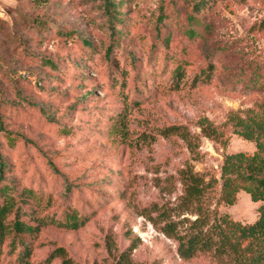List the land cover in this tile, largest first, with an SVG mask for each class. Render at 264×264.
Instances as JSON below:
<instances>
[{"label": "rangeland", "instance_id": "374dc122", "mask_svg": "<svg viewBox=\"0 0 264 264\" xmlns=\"http://www.w3.org/2000/svg\"><path fill=\"white\" fill-rule=\"evenodd\" d=\"M187 4L120 0L122 20H114L112 28L100 0H0V152L10 165L5 177L49 192V209L55 212L65 201L69 180L74 194L67 202L93 212L75 230L43 228L31 263L60 264L61 257L48 255L63 247L75 264H125L124 259L130 264H210L207 258L181 259L175 242L158 228L161 211L184 228L186 219L195 218L177 206L182 192L177 171L190 158L185 144L159 134L136 144L131 136L170 124L200 135L199 119L221 124L231 109L243 111L264 99V91L244 90L253 67L264 73V0H211L195 10L203 23L196 38L188 35ZM160 12L172 20L161 25ZM113 40L109 61L103 53ZM165 53L174 60L162 69ZM151 58L157 67L152 73ZM177 60L185 65L188 82L193 71L213 63L210 82L170 89ZM121 69L127 72L128 102L142 101L128 112L132 146L124 145L114 128L123 100L111 79L120 77ZM149 73L156 82L148 85L147 97L138 95L135 77ZM6 132L27 137L34 146L19 137L9 142ZM199 140L203 157L192 161L194 170L216 177L224 154L255 150L254 142L231 131L225 146L201 135ZM56 152L62 156L53 161L59 171L42 159ZM260 204L241 190L233 204L220 203L218 213L253 223ZM8 242L2 243L0 264H15L14 256H4Z\"/></svg>", "mask_w": 264, "mask_h": 264}, {"label": "trees", "instance_id": "16d2710c", "mask_svg": "<svg viewBox=\"0 0 264 264\" xmlns=\"http://www.w3.org/2000/svg\"><path fill=\"white\" fill-rule=\"evenodd\" d=\"M43 1L45 0H37ZM100 3L109 16L110 27L114 28L113 21L122 20L117 8L120 0H100ZM208 4H211V0H188L185 16L191 23L188 35L193 38L200 34L198 27L203 24L195 10L205 9ZM165 19L172 20L166 12H160L156 18L161 25L165 24ZM85 44L91 48L90 43ZM113 44L114 40L103 53L106 60L111 61L113 58ZM164 59L162 69L168 61L174 60L167 53L164 54ZM150 64L152 73L157 69L156 60L151 58ZM214 69L213 63L208 62L204 68L193 71L188 82L187 69L180 60H177L170 70L171 81L167 86L178 90L186 84L194 87L199 83H209ZM120 71V77L111 79L112 87H117L118 95L123 100V109L115 117L114 128L120 141L125 143L124 145L132 146V141L128 139V112L132 107L139 106L142 101L138 97H133L128 102L129 95L123 90L126 86L127 72L126 69ZM151 73L143 79L135 77L134 86L139 92L138 95L146 94V97L149 95L148 85L156 82L154 78L150 79ZM158 85L160 84L157 82ZM244 90L264 91V73L261 72L260 66L253 67L245 80ZM144 123L149 124L145 121L138 124ZM198 127L201 136L222 146L229 141L231 131L243 139L254 142L255 150L251 154L242 151L224 154L220 175L216 177L210 172L194 170L192 161L202 160L203 157L199 150L200 135L192 133L185 125H153L151 129L154 131L143 129L138 131L137 135L131 136L136 144L152 142L156 134L177 137L183 141L190 154L189 160L184 161L177 171L182 191L177 206L195 218L186 219L188 226L184 228L178 221L168 217L165 211H161L158 214L163 216L162 224L158 228L162 234L175 242L176 252L183 260L207 258L210 264H264V99L257 100L243 111L231 109L221 124L203 117L199 119ZM0 128L4 129L1 121ZM6 134L9 142L19 137L28 145L34 146V142L23 135H11L8 132ZM44 158L53 171H59L53 161L61 159V153L56 152L50 156L43 154L42 159ZM8 173L10 165L0 152V258L2 243L8 240V250L4 256H14L15 264H33L30 258L35 246L41 243L38 237L43 228L54 226L64 230H75L84 226L93 212L89 208L78 209L67 202L74 194L73 184L69 180L65 179L63 187L65 201L61 209L55 212L49 209L52 204V195L49 192L21 185L13 179L6 178L5 175ZM241 190L249 193L253 201L261 202L253 223L243 224L232 220L227 214L218 213L219 204H233ZM52 257H61L60 264H75L64 254L63 247L53 249L48 255V258ZM123 262L130 264L127 259Z\"/></svg>", "mask_w": 264, "mask_h": 264}]
</instances>
